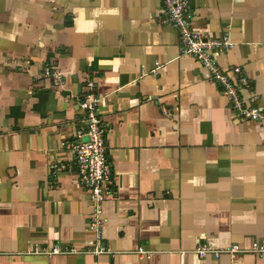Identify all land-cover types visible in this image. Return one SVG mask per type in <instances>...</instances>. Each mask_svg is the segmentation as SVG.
<instances>
[{
	"label": "crops",
	"instance_id": "crops-1",
	"mask_svg": "<svg viewBox=\"0 0 264 264\" xmlns=\"http://www.w3.org/2000/svg\"><path fill=\"white\" fill-rule=\"evenodd\" d=\"M189 1L194 30L233 41L217 60L249 78L258 120L182 52L162 0H0V264H264L195 252L264 239V0ZM89 79L116 181L102 227L113 253L97 256L82 252L94 202L64 147ZM58 162L73 170L53 177ZM55 245L81 252L42 253Z\"/></svg>",
	"mask_w": 264,
	"mask_h": 264
},
{
	"label": "built area",
	"instance_id": "built-area-1",
	"mask_svg": "<svg viewBox=\"0 0 264 264\" xmlns=\"http://www.w3.org/2000/svg\"><path fill=\"white\" fill-rule=\"evenodd\" d=\"M166 11L165 20L179 32L182 52L194 56L211 72L214 81L221 86L235 115L242 119L258 120L262 116V108L258 105L259 96L252 93L249 98L242 96L241 90L251 88L250 80L242 73L240 66L226 71L219 65L220 54L233 46L229 35L222 38H209L197 32L192 27L193 11L189 0H162ZM43 76L52 78L57 85L63 81V76L47 66ZM234 76V77H233ZM102 96L97 91V85L91 79L86 81L85 91L80 100V107L84 111L83 126L78 128L75 138L64 147L73 153L75 170L80 183L90 191L94 202L90 224L94 231L96 243L86 249L85 253L93 255L112 254L113 250L104 242L103 225L106 221L103 216V204L106 199L115 196L116 181L114 170L109 158L107 145L108 125L101 115ZM73 169L65 162L53 165L51 175L57 178L61 173L71 172ZM41 252V251H39ZM70 247L55 245L52 250H43L47 254L79 253ZM139 254L145 256L148 251L140 249ZM195 252L205 257L209 254L218 258L221 254H228L240 259L246 252H253L259 256L264 255V239L255 241L251 249H243L239 244H233L223 249H211L205 244L196 247Z\"/></svg>",
	"mask_w": 264,
	"mask_h": 264
}]
</instances>
